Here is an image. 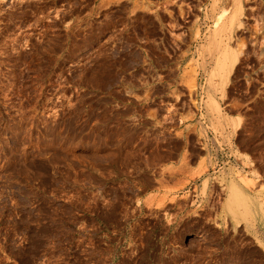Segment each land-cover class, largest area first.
<instances>
[{
    "label": "rangeland",
    "instance_id": "rangeland-1",
    "mask_svg": "<svg viewBox=\"0 0 264 264\" xmlns=\"http://www.w3.org/2000/svg\"><path fill=\"white\" fill-rule=\"evenodd\" d=\"M0 264H264V0H0Z\"/></svg>",
    "mask_w": 264,
    "mask_h": 264
},
{
    "label": "bare ground",
    "instance_id": "bare-ground-1",
    "mask_svg": "<svg viewBox=\"0 0 264 264\" xmlns=\"http://www.w3.org/2000/svg\"><path fill=\"white\" fill-rule=\"evenodd\" d=\"M237 191H238V189H237L236 184H230L229 185V187H228V200H229V202L231 201V202L238 203L240 200L244 201V200H242L243 199L242 195H239Z\"/></svg>",
    "mask_w": 264,
    "mask_h": 264
}]
</instances>
